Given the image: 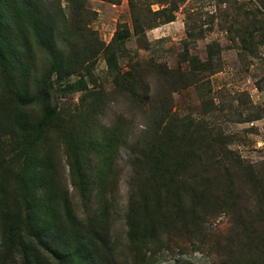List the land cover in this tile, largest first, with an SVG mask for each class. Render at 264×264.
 Wrapping results in <instances>:
<instances>
[{
	"label": "rangeland",
	"instance_id": "1",
	"mask_svg": "<svg viewBox=\"0 0 264 264\" xmlns=\"http://www.w3.org/2000/svg\"><path fill=\"white\" fill-rule=\"evenodd\" d=\"M14 1L36 16L0 19V264H67L69 257L85 264H238L241 230L219 202L199 210L200 224L161 208L142 220L130 143L163 106L194 128L220 134L223 148L264 181V38L244 44L230 34L223 17L239 16L219 0H174V21L155 22L139 36L129 1L155 12V0H83L76 20L82 31L69 25L68 0ZM238 4L260 9L257 19L264 21L258 0ZM123 28L130 37L114 43ZM95 39L110 47L107 54ZM52 51L77 56L73 74L50 76ZM110 53L116 68L107 64ZM206 61L210 71H193ZM132 66L151 111L116 86L115 73ZM47 111L56 116L39 127ZM90 136L110 149L82 148ZM75 156L87 163L88 202L71 183ZM188 229L202 243L179 245L176 235ZM152 231L155 241L142 244Z\"/></svg>",
	"mask_w": 264,
	"mask_h": 264
},
{
	"label": "trees",
	"instance_id": "2",
	"mask_svg": "<svg viewBox=\"0 0 264 264\" xmlns=\"http://www.w3.org/2000/svg\"><path fill=\"white\" fill-rule=\"evenodd\" d=\"M81 1L83 0H68L67 8L68 18L74 20L69 25L78 31L83 30L79 22L85 11L84 4H80ZM105 1L116 3L119 0ZM219 1L238 13L239 17L228 19L227 14L223 17L225 23L230 22L227 29L230 34L236 35L244 44L251 42L255 37L264 38V21L257 19L259 15L262 16L260 9H256L253 13L239 5L238 0ZM258 1L264 7V0ZM154 2L160 9L152 12L129 1L135 36L154 28L155 22L166 24L174 21L173 13L177 8L174 0ZM179 2L182 3L184 0ZM31 14L36 16V13H32L21 3H16L14 0H0L1 20L4 17L15 19ZM35 24L38 25L37 17ZM129 37V30L123 28L115 33L113 41L120 44ZM95 44L98 52L107 54L110 50V47H105L96 39ZM51 54L52 64L48 71L50 76L74 73L72 71L74 66L71 64L72 60L77 58L75 54L68 57H63L58 51H52ZM112 54H109L111 57L107 59V64L116 68ZM193 69L194 72H198L197 74H201L210 71L212 65L206 61ZM115 74L116 86L126 90L130 102L143 99L147 102V110L151 111L153 102L147 94V88L141 77L137 76L134 66L127 73ZM175 76L174 72L167 74L170 79H174ZM55 116L54 111H47L38 126L49 125ZM192 124L184 123L163 106L154 108L140 138L130 143L132 154L130 164L135 174L132 185L136 183L135 205L138 212H141L142 220L152 219L151 215L153 216L155 209L161 208L164 209L165 214L169 209L176 210L183 216L190 214L200 224L202 213L199 214V210L204 209L211 200L219 202L226 207L227 212L229 211L227 214L241 230L240 235H237L241 243L235 252L238 264H264V181L256 177L251 167L243 164L239 157L223 148L224 138L220 134L211 136L200 128H194ZM96 139V136L87 137L82 148L91 147L92 152L110 149L108 144H100ZM75 150L79 153V143ZM69 170L71 183L78 197L81 201L88 202L91 190L87 163L76 159V156L72 157ZM150 211L151 215H149ZM155 236L157 234L152 231L147 239L140 238L143 240L141 243L147 244L148 239L153 242ZM199 236L188 229L175 238L176 242L180 241L179 245H183V241L193 245L202 243ZM69 261L67 264H85L84 260L76 261L74 257H69Z\"/></svg>",
	"mask_w": 264,
	"mask_h": 264
}]
</instances>
